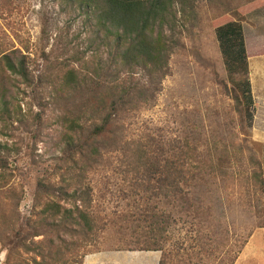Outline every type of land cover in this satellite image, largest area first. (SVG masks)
<instances>
[{"label": "trees", "instance_id": "1", "mask_svg": "<svg viewBox=\"0 0 264 264\" xmlns=\"http://www.w3.org/2000/svg\"><path fill=\"white\" fill-rule=\"evenodd\" d=\"M59 1L84 17L87 37L97 46L94 64L67 69L60 75L61 89L50 97L53 104L66 105L56 122L64 141L65 159H61L71 166L55 177L56 183L39 182L30 216L20 210L24 192L11 185L12 151L0 142V248L7 252V262L26 264L24 255L33 264H76L77 258H83L81 252L99 230L89 178L109 170L114 154L146 225L140 251L161 252L159 264L174 259L163 246L171 239L169 215L157 214L148 205L152 198L162 197L181 200L185 210H194V244L176 253L177 264H234L246 241L230 243L224 226L212 217V209L222 208V198L213 201L212 197L230 191L242 196L238 204L245 208L251 192L264 198L260 166L249 173L243 151H229L227 146L223 151H199L198 137L185 135L166 142L150 136L130 140L128 135L133 118L154 105L171 72V59L181 48L180 40L174 39L179 0ZM216 37L229 73L247 77L242 89L247 116L252 118L254 99L243 27L229 22L217 29ZM102 53L107 54L106 60ZM12 81L16 83L11 85ZM19 85L34 92L41 88L31 79L20 50L0 52V122L21 121L20 107H11L15 100L11 89L20 90ZM202 199L210 200L207 214L202 212L203 203L195 208Z\"/></svg>", "mask_w": 264, "mask_h": 264}, {"label": "rangeland", "instance_id": "2", "mask_svg": "<svg viewBox=\"0 0 264 264\" xmlns=\"http://www.w3.org/2000/svg\"><path fill=\"white\" fill-rule=\"evenodd\" d=\"M175 9L181 11L174 37L181 48L171 59V72L154 105L133 118L129 139L150 136L172 142L189 135L200 139L199 151H223L227 146L229 151H243L249 173L260 166L264 181V0H179ZM83 21L78 11L59 0H0V52L20 50L27 58L31 79L41 86L37 92L21 85L20 90L12 88L11 107H20L21 121L0 122V142L12 151L11 185L24 192L23 216L31 214L39 182L56 183L55 177L71 166L61 159H65L64 141L56 122L66 105L53 104L50 97L61 89L63 72L79 63L94 64L97 46L91 45ZM229 22L241 23L244 30L253 83L252 118L247 116L242 89L247 77L229 73L216 37L217 29ZM102 54L106 60L107 54ZM112 157L109 170L89 178L99 230L76 264H86L95 255L101 256L103 264H159L161 252L140 251L145 246L146 225L139 201L131 198L130 182L117 156ZM188 197L193 198V193ZM215 197L222 198L223 205L212 209V217L224 226V235L231 244L235 239L240 244L246 241L234 264H264V198L251 192L245 208L238 204L242 196L236 193L220 191L213 201ZM152 199L148 205L153 212L169 215L171 239L163 246L172 252L170 264H177L176 253L194 244V210H185L181 200ZM202 203V212L207 214L210 200L202 199L195 208L200 209ZM24 257L26 264H33ZM118 257L119 262H111ZM0 264H9L1 248Z\"/></svg>", "mask_w": 264, "mask_h": 264}, {"label": "crops", "instance_id": "3", "mask_svg": "<svg viewBox=\"0 0 264 264\" xmlns=\"http://www.w3.org/2000/svg\"><path fill=\"white\" fill-rule=\"evenodd\" d=\"M249 70H250V68H249ZM251 75H252V74H251ZM250 82H251V86H253V85H252V84H253V83H252V79L250 80ZM148 253L152 254V253H160V252H147V254H148ZM161 255H162V254H161ZM90 257H91L90 259L88 258V260H86V264H103V263H102L103 261H102V259L100 258L101 256H96V255H95V256H90ZM118 259H120V258H119V257H118V258H115V259L111 260V262H113V261H114V262H119ZM109 262H110V261H109ZM105 263H108V262H105V261H104V264H105Z\"/></svg>", "mask_w": 264, "mask_h": 264}]
</instances>
